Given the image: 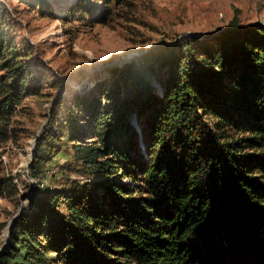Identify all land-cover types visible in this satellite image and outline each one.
Masks as SVG:
<instances>
[{"label":"trees","instance_id":"16d2710c","mask_svg":"<svg viewBox=\"0 0 264 264\" xmlns=\"http://www.w3.org/2000/svg\"><path fill=\"white\" fill-rule=\"evenodd\" d=\"M12 25L0 2V137L13 109L40 90L10 40ZM142 60L161 96L136 65L107 70L72 103L86 114L87 133L38 141L33 178L64 138L92 178L23 195L30 210L15 222L0 264H264V27L233 22ZM5 193L18 195V187L0 178Z\"/></svg>","mask_w":264,"mask_h":264},{"label":"rangeland","instance_id":"374dc122","mask_svg":"<svg viewBox=\"0 0 264 264\" xmlns=\"http://www.w3.org/2000/svg\"><path fill=\"white\" fill-rule=\"evenodd\" d=\"M3 1L17 24L8 29L10 40L22 50L24 63L40 81V90L18 104L2 123L5 135L0 137V178L13 180L19 194L0 196V256L11 248L9 232L14 217L30 210L29 202L22 198L30 189L38 185V194L43 195L91 180L76 161L67 138L58 154L44 157L37 178L31 176V167L37 136L41 139L48 133L51 141L57 135L80 136L88 131L86 114L72 109V103L89 92L97 74L136 65L161 96L162 88L156 81L153 84L152 73L142 64V59L159 46L192 36H215L233 22L244 28L253 24L264 27V0H124L120 4L109 0H48L52 14L28 5L29 0ZM4 74L0 67V78ZM133 125L137 146L144 153L143 133L135 122ZM119 182L134 184L132 180ZM59 211L66 214L64 202Z\"/></svg>","mask_w":264,"mask_h":264},{"label":"water","instance_id":"95a60500","mask_svg":"<svg viewBox=\"0 0 264 264\" xmlns=\"http://www.w3.org/2000/svg\"><path fill=\"white\" fill-rule=\"evenodd\" d=\"M0 2H1L3 5H5V6L7 7V9H9V11L12 12L11 8H10L8 5H6V3H5L3 0H0ZM39 140H40V137L37 136L36 139L34 140V146H35V143H36V145H37V143H38ZM33 152H34V149H33ZM32 156H33V153H32ZM20 215H21V213H19L17 216L14 217V220H13V222H12V226H11V229H10V232H9V236H10V234H11V232H12L14 226H15V222L19 219Z\"/></svg>","mask_w":264,"mask_h":264}]
</instances>
